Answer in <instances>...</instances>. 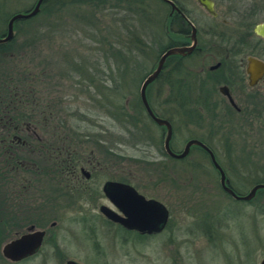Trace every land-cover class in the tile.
<instances>
[{
	"label": "rangeland",
	"instance_id": "1",
	"mask_svg": "<svg viewBox=\"0 0 264 264\" xmlns=\"http://www.w3.org/2000/svg\"><path fill=\"white\" fill-rule=\"evenodd\" d=\"M35 1L0 0L1 19L7 21L9 15L23 8H30ZM175 1L191 13L199 24L203 23L206 14L196 0ZM213 1L220 20L226 11L230 17L224 19L231 21V24L237 22L231 17L237 14L247 15L248 24L252 27L264 23V0ZM168 12V5L160 0H66L61 10L40 14L17 25L20 31L14 42L22 44L26 52L21 56L17 49L18 52L12 54V58H5L4 63L10 60L22 61L25 65L26 62V75L32 79L29 82L32 86L27 91L29 101L35 96V78L41 75L42 70L46 71L44 74L47 77L51 73L57 76L56 72H62L59 75L66 76L71 63L79 71L91 69V74L96 70L101 71V75L114 78L122 76L124 79L118 87L113 78L115 82H107L105 85L108 92H113L110 94L113 102L124 104L127 100L131 107L138 98L141 80L154 69L167 46L165 22ZM22 29L26 30V35L22 33ZM227 30L234 34L235 29ZM245 30L242 29L243 32ZM201 36H205L204 31ZM250 52L264 59V41L252 35ZM2 65L0 63V67ZM74 74L79 75L70 73ZM45 88V92L50 95L56 91L47 86ZM256 90L264 92V82ZM115 92H122L123 101L118 99L121 96ZM60 96L61 93L57 92L53 95L55 98ZM63 97L67 99L64 102L72 105V109L85 113L87 100L84 95H79L77 99L71 94L70 97ZM172 104L175 105L174 102ZM217 111L218 128L213 133L217 138L211 144L232 186L245 194L258 181L264 180V110L258 117L259 121L253 119L240 128L235 125L237 117L231 122L235 116L228 109L219 108ZM28 113L34 116L30 108ZM238 118L242 120L243 115ZM68 119L67 125L80 123L78 116ZM210 121L211 118L201 122L202 127L192 125V121H189L191 125L175 123L174 148L182 150L190 136L206 139L205 127L210 128ZM117 130L114 128L108 132L118 137ZM148 130L145 133H149ZM134 141V134L123 135L122 170L138 174L136 177L139 180L135 182L142 185L141 189H157L155 197L166 201L170 219L164 234L142 242L123 241L120 240L121 234H114L112 228L96 221L94 229L99 241L94 243L89 239L84 221L89 212L68 210L61 205L55 212L45 211L49 216L44 224L48 228L53 221L57 223L52 231L61 252L59 255L54 254L50 246L45 244L39 255L11 263L1 255L2 247L11 234L8 231L11 230L1 228L0 264H260L264 259V201L258 199L253 204H245L230 200L222 193L219 177L214 169L193 151L184 161L164 159L151 162L152 165L141 159L149 154L158 156L157 153L162 150L161 144L153 146L152 141L149 144L140 141L142 145L151 148L143 153L139 147L131 146L133 143L141 144ZM32 159L41 168V157L34 155ZM165 164L169 176L159 171L160 166ZM31 169L34 174L28 175L30 179L24 175L25 180L22 182L20 173H16L11 181L9 178L7 182L0 179V208L8 203L13 205L14 201L19 203L16 195L8 198V191H50L61 187H56L61 181H51L50 177L36 173L39 171L37 168ZM108 172L114 175L115 170L109 169ZM164 191H170V195H163Z\"/></svg>",
	"mask_w": 264,
	"mask_h": 264
},
{
	"label": "flooded vegetation",
	"instance_id": "2",
	"mask_svg": "<svg viewBox=\"0 0 264 264\" xmlns=\"http://www.w3.org/2000/svg\"><path fill=\"white\" fill-rule=\"evenodd\" d=\"M47 1L50 0L42 1L39 13L33 18L43 12L44 7L48 5L46 4ZM171 1L179 11L173 10L168 5L169 12L165 22L168 39L166 50L176 47H191L193 38L196 40L195 48L184 56L173 55L166 59L160 74L146 87L145 99L152 115L171 126L169 148L173 154H180L189 141L197 140L211 152L219 164L217 152L211 144L217 138L213 134L217 131L215 128H218L216 126L217 110L219 108L228 109L235 116V119L233 117L231 122L236 120L237 117L235 125L238 128L244 124H249L253 119L259 121L258 117L264 110V92L256 90L264 82V76L254 86H250L249 75L247 74L248 58H255L263 63L264 59L254 56V53L250 52L252 35L248 29H252L253 35L261 41H264V39L254 33V28L259 24L252 27L248 24L247 15L231 14L233 20H237V22L231 24V21L224 19V17H230L228 12L225 11L222 15L223 18L220 20L213 0L211 1L214 4L215 15L209 14L198 4L206 14L202 24H199L191 13L183 9L178 2ZM36 2L37 0L30 8L20 9V11L9 15L7 21L2 20L0 16V37L5 36L8 23L13 16L31 12ZM33 18H30V20ZM27 21L29 19L15 21L13 23V39L5 44H0V54L3 59L0 62L1 64L4 65V59L12 58V54L18 52V50L21 56L25 54L26 49L22 47V44H16L14 41L16 34L20 31L17 25ZM227 29H235L234 34L228 33L229 30ZM242 29H246L245 33ZM203 31L204 37L201 36ZM235 34H237V37ZM6 62L8 68L5 74L3 70H0V168L3 167V170H0V179L7 182L9 178V181H11L16 173H20L22 182L25 180L24 175L30 179L31 177L28 175L34 174L31 169L33 167L39 170L36 173L40 176L50 177L51 181H61L56 185V187L59 185L61 187L52 188L50 191L12 190L7 192L9 199L14 195L19 197V203L14 201L13 205L8 203L0 208V213L5 211L4 225L11 230L8 231L11 234L7 243L29 232L40 231L44 233L37 252L23 260L39 255L45 244L50 246L54 254L59 255L61 253L56 242L55 233L52 231L57 223L53 221L48 225V228L44 226L49 216L45 211L55 212L61 208V205L68 210L89 212L84 221L86 228H88L89 239L94 243L99 241L94 229L96 221L112 228L114 234H121L120 240L123 241L137 240L142 242L161 236L166 232L170 219L166 201L155 197L157 189H151L152 191H146L145 188L141 189L140 186L142 185H137L135 182L139 180L136 177L138 174L125 173L122 170L124 164L123 135L130 136L131 133L134 134V142L137 141V143L142 141L143 144H149L152 141L153 146L161 144L162 150L157 153L158 156L149 154L142 157L141 160L145 163L153 165L151 162H160L164 159L184 161L193 151L204 158L219 177L218 171L212 164L209 152L200 146L192 145L188 154L182 159H175L166 153L164 140L167 128L164 125L157 124L147 114L140 98V88L138 98L131 107H129L127 100L124 104L118 101L113 102L112 97H110L113 92H108L105 84L107 82L113 83L115 82L113 79H116V86L118 87L124 79L122 76L114 78V76L101 75V71L96 70H93L94 72L91 74V69L79 71L76 65L71 63L67 68L68 73L66 76H61L59 74L62 72L53 70L58 75L55 76L54 73H51L49 74L51 76L47 77L44 74L46 71L42 70L41 75L35 78L37 81L35 96L32 101H29L27 91L32 86L29 85L32 79H29L26 75V62L25 65L22 61L10 60ZM11 63L13 64L11 65ZM155 68L156 66L148 75ZM70 73L79 75L74 74L73 76ZM148 75L141 80L139 87ZM175 83L181 85L178 93L173 91ZM45 86L56 91L50 95L45 92ZM89 89L93 91H89ZM56 92L61 93V96L58 98L53 97ZM115 93L121 96L118 99L123 101L122 92ZM70 94L74 99L79 98V95L86 97L87 109L85 113L72 109V105L64 102L67 99L63 96L70 97ZM175 97L190 100L191 102L188 103L195 107L189 108L187 102L184 103V108L177 107L176 104H172ZM230 100H232V103ZM206 106L209 108L208 111L204 108ZM28 108L31 109L34 116L29 115ZM241 114L243 115V121L238 118ZM75 116H78L80 123H69L67 125V119ZM209 118L212 121L209 124L210 128L205 127L204 136L206 139L190 136L189 140L185 141L182 150L174 148L176 137L173 125H176L175 123L202 127L201 122H205ZM189 121H192V123L190 124ZM51 123L52 125H49ZM149 126H152V128L149 129ZM114 128L118 129V137L109 133L110 129ZM145 130H148L149 133H145ZM50 131L51 134H49ZM128 144L131 143L128 142ZM131 146L134 148L139 147L143 153L146 149H151L142 145V143L139 145L133 143ZM34 155L41 157V168H38L39 164H35V159H32ZM160 168L159 171H163L165 176H169L166 164L160 166ZM109 169L115 170L114 175L109 174ZM222 170L228 186L237 195H241L242 193L232 186L223 168ZM109 183L129 186L134 191H113L112 188L107 187ZM132 192L142 197L144 201L158 202L167 211L166 223L158 233L130 229L121 224L128 222V215L130 214L128 211L127 214L123 212V206L126 207L125 209L128 208L127 210L132 209L138 220L141 219L140 217L143 219L152 217L146 206L141 209L140 201L136 199ZM163 195L169 196L170 191H164ZM258 199L264 201V191L258 190L254 198L249 202H245V204H253ZM114 201H116V204H114ZM104 210L113 212L117 221L108 219L103 213ZM16 228H20V230H16Z\"/></svg>",
	"mask_w": 264,
	"mask_h": 264
},
{
	"label": "water",
	"instance_id": "3",
	"mask_svg": "<svg viewBox=\"0 0 264 264\" xmlns=\"http://www.w3.org/2000/svg\"><path fill=\"white\" fill-rule=\"evenodd\" d=\"M42 1L43 0H37L34 9L31 12H29L27 14L15 15L10 19L5 36L2 38L0 37V44H5L7 42H10L13 39V37H14L13 23L15 21L27 20V19L33 18L35 15H37L39 13V9H40V6L42 4ZM160 1L171 6L173 10L179 11L178 8L174 5V3L171 0H160ZM196 2L205 11H207L209 14L215 15L214 4L211 0H196ZM254 33L257 36L264 39V24L257 25L254 28ZM195 44H196V40H195V38H193V44L191 47H187V48L176 47V48H171V49L166 50L160 56L155 70L151 74H149L147 76V78L143 81V83L140 87V98L143 102V105L146 109L147 114L151 118H153L157 124L166 126L167 134H166V137L164 140V150L166 151V153L169 156H171L175 159H182L188 154L189 148L192 145H196V146H200V147L204 148L205 150H207L209 152V154L211 156L212 164L219 173V183H220V187L223 190V192H225L228 196H230L235 201L249 202L254 198V196L258 190H264V184H256L248 191L247 194L237 195L228 186V182L226 180L225 174H224L222 168L220 167V165L214 159L211 152L203 144H201L197 140L189 141L185 145L183 151L180 154H178V155L173 154L169 148V142L171 139V126L169 125V123L155 118L152 115V113H151V111L147 105V102L145 99L146 87L150 83H152L157 78V76L160 74V72L163 69V66H164L166 59L170 56H173V55L184 56V55L190 53L195 48ZM247 74L249 75L250 86H254L257 83V81H259L261 79V77L264 76V63L258 59H255V58H248V60H247ZM230 101L232 103V100H230ZM107 187L110 189L112 188L113 191H134L129 186L121 185L118 183H109L107 185ZM132 193H133V195L136 196V199H138L140 201L139 203L142 207L141 209H144V207L146 206V209L150 212V214H152V217L151 218L146 217L144 219L142 217H140L141 219L138 220V218H136L134 216L132 209L127 210L128 208L125 209L126 207L123 206V212L125 214H127V211H128L130 214L128 215V220H127L128 222L126 224L125 223H121V224L125 225V227L130 228V229H139L141 231H147L149 233H151V232L158 233L163 228L164 224L166 223L167 211L158 202H156V201H144V199L142 197L138 196L134 192H132ZM114 204H116V201H114ZM117 206H119V205H117ZM103 213L108 219H110L112 221H117L116 215L113 214V212H111L109 210H104ZM134 221H136L137 223ZM43 235H44V233L40 232V231L29 232L28 234H24V235L20 236L19 238L15 239L9 243L4 244L2 247V250H1L2 257L11 263H18V262L22 261L23 259L30 257L31 255L35 254L37 252V250L39 249L41 242H42ZM67 264H77V263L68 262ZM260 264H264V259L260 262Z\"/></svg>",
	"mask_w": 264,
	"mask_h": 264
},
{
	"label": "trees",
	"instance_id": "4",
	"mask_svg": "<svg viewBox=\"0 0 264 264\" xmlns=\"http://www.w3.org/2000/svg\"><path fill=\"white\" fill-rule=\"evenodd\" d=\"M64 1H66V0H50V1H47V3L46 4H48V5H46L45 7H44V9H43V12L41 13V14H44V13H51V11H54V10H56V11H59V10H61V8H62V6H63V2ZM97 1H99V0H97ZM174 1V0H173ZM50 4V5H49ZM57 8H58V10H57ZM22 31V33H24L25 34V29H22L21 30ZM248 31L250 32V34L251 35H253V32H252V29H248ZM26 35V34H25ZM13 43V42H12ZM168 45V44H167ZM164 50H166V47L164 48ZM1 52V51H0ZM3 67H0V70H3L4 72V74H5V72H6V69L8 68L7 67V63L6 64H4V65H2ZM2 73V74H3ZM180 87H181V85H179V84H174L173 85V91H175L176 93H178L179 91H180ZM173 102H174V104H176V106L177 107H185V105H184V103L185 102H187V106L189 107V108H192V107H195V106H191L190 105V103H188V102H191L190 100H184V99H182V98H178V97H175L174 98V100H173ZM190 105V106H189ZM205 108V110H209V108L206 106V107H204ZM256 184H264V180H261V181H258ZM261 192H263L264 190H260ZM222 193L226 196V197H228L230 200H232L231 199V197L230 196H228L225 192H223L222 191ZM241 195H244V194H241ZM1 214V217H0V236H1V228H4V229H6L7 231H8V229H7V227L4 225L5 224V222H4V213H0Z\"/></svg>",
	"mask_w": 264,
	"mask_h": 264
}]
</instances>
